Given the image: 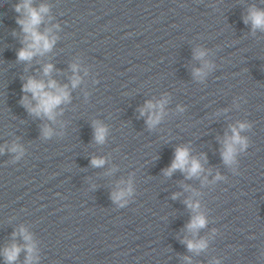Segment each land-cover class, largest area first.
<instances>
[{"label": "clouds", "instance_id": "obj_1", "mask_svg": "<svg viewBox=\"0 0 264 264\" xmlns=\"http://www.w3.org/2000/svg\"><path fill=\"white\" fill-rule=\"evenodd\" d=\"M14 12L17 14L16 23L21 28L24 35V47H22L17 53V59L19 61H31L34 56L42 55L52 49L55 44L56 37L49 36L51 29H47L45 32H41L40 25L44 21V15L49 12L48 5H40L39 7L33 6V0H21L20 3L15 4ZM245 24H250L253 32L256 30L264 31V8H258L252 5L248 9V14L244 18ZM58 27V25L56 26ZM206 55L203 50H196L195 57L201 59ZM53 65L47 64L44 66V75L48 76L53 71ZM205 68H210L211 65L207 62L204 65ZM72 72L74 75L71 77V87L76 88L81 83V77L77 74L79 72V65H71ZM203 68H197L194 70V75L202 77L204 75ZM24 93H31V99L25 95L21 98V104L29 111L30 114L36 116H45L49 120H54L56 116V109L63 103L70 101V92L67 84L60 85L55 80L49 79L47 82L44 80L35 79L29 77L22 86ZM32 101H35L33 106ZM167 100H160L156 103L147 101L145 106L140 109V115L144 116L148 113L146 123L148 127L155 128L162 120L164 116V108ZM183 111V109H181ZM231 135H226L223 141V150L221 152L222 161L225 165H232L237 162L236 158L239 153L244 152L249 147V140L246 136H242L241 133L250 130L252 125L248 122L238 121L236 125L230 126ZM108 129L105 125L99 121L93 122V134L94 140L98 144L105 142ZM44 137H50L52 135L51 128L45 126L42 129ZM11 153L17 154L16 160H19L23 155V148L18 144H13L9 149ZM4 153V148H0V154ZM106 163L104 158L93 157L91 164L93 167H102ZM181 171L187 174V178L199 177L204 171L200 161L191 156L190 150L185 146H178L175 149L174 159L171 165L164 170L166 176H171L175 171ZM216 179H222L221 176L217 175ZM133 193V187L131 180L128 181L127 187L121 189L112 194V200L114 203H119L120 207H124L127 203V197ZM176 198L174 194L173 199ZM189 208L194 211L199 208V203L192 201H185ZM208 221L207 217L198 213L194 215L187 227L190 231H197L201 228L206 227ZM215 231V230H214ZM23 239L28 242L23 248L17 244H12L3 251V255L6 264H14L18 259V256L22 250L27 252L25 264H33V260L36 259L33 253L35 251L34 244L31 243L32 237L26 232L25 229L20 230ZM15 235V233H13ZM189 251L200 252L207 248L208 243L206 240L201 239L199 241H186ZM217 264L219 262L217 261Z\"/></svg>", "mask_w": 264, "mask_h": 264}]
</instances>
